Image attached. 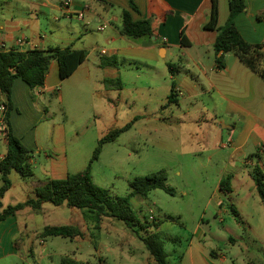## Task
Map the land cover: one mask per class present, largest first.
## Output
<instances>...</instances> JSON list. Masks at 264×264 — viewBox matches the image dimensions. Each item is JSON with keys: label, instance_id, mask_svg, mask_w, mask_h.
Masks as SVG:
<instances>
[{"label": "rangeland", "instance_id": "374dc122", "mask_svg": "<svg viewBox=\"0 0 264 264\" xmlns=\"http://www.w3.org/2000/svg\"><path fill=\"white\" fill-rule=\"evenodd\" d=\"M42 21L48 34L57 29L54 22ZM61 25L56 38H71L65 43L87 49L86 69L64 81L58 78L59 85L46 94L49 113L35 105L43 100L33 94L31 106L21 102L18 109H11L9 121L31 152L34 169L32 178L23 179L20 174L18 178L33 189L35 183L47 179L50 157L53 164L65 166L69 173L80 172L91 162L103 137L133 123L116 141L103 146L99 160L92 163L91 175L96 185L119 198L130 194V182L135 178L167 172V184L175 190V196L158 189L147 198H132L131 204L141 224L152 223L151 217L160 222L158 228L147 231L160 235L168 263L264 264V206L250 176L253 168L234 172L242 183L234 184L232 198L218 187L220 179L230 173L224 170L223 157L229 149L219 147L220 131L212 117L204 115L211 107L210 96L205 94L194 106L189 101L163 104L164 81L153 82L147 75V63L130 68L128 62L120 61V56L110 57V51L121 45L119 41L109 44L100 31L81 36L85 23L77 19H62ZM94 46L96 50H92ZM103 50L109 53L104 55ZM109 65L124 73L122 91H114L100 81L101 68ZM175 65L183 79L191 82L192 75H186L184 61L178 60ZM87 68L91 70L90 77ZM17 99L21 100V96ZM3 130L0 120V155L8 149ZM215 151L216 160L208 162V156ZM23 199L18 185L8 193L4 204L13 205ZM232 205L240 212L238 216ZM46 213L52 224L78 225L83 211L47 203L41 219ZM136 230L122 221L105 218L100 229L90 228L82 239L47 237L43 248L41 239L33 237L32 251L21 248L18 257L2 259L0 264H62L65 257L83 264H156Z\"/></svg>", "mask_w": 264, "mask_h": 264}, {"label": "crops", "instance_id": "0c3cea01", "mask_svg": "<svg viewBox=\"0 0 264 264\" xmlns=\"http://www.w3.org/2000/svg\"><path fill=\"white\" fill-rule=\"evenodd\" d=\"M67 1L0 0V51L12 49L47 50L68 47L87 51L85 47H78L76 43H65L69 42L71 38L68 41L60 37L56 38L57 30L63 28L62 19L84 21V34H81L84 37L93 35L94 31H100L99 27L106 24L107 28L100 31L104 32L102 35H105L106 41L109 44H114L117 41L121 43L120 46L110 51V57L120 56V61L128 62L130 68L147 63L149 68L147 75L152 78L153 82L158 81L157 79L164 81L162 83L166 91L162 96L166 102L164 101L163 104H172L169 102V97L173 83L175 84L173 100L177 104L180 101H189L194 106L201 103L205 94L210 96L211 107L204 115H210L217 130L220 131L222 141L219 147L223 150L229 149L223 156L226 166L224 170L230 172L227 178L230 180L231 193L224 192L226 195L232 198L234 184L239 186L242 183L234 172H240L244 167L254 169L257 164L264 168V79L247 67L234 53L225 54L226 67L224 69L217 68V58L223 54L217 55L214 51L218 33L204 29L210 19L213 0H134L138 12L131 9L129 0H70L69 13L63 7ZM245 2L246 9L236 18V27L248 43L264 44V0H245ZM218 3L219 25L224 26L230 16V0H218ZM124 11L131 12L135 21L150 19L154 28V36L150 39H131L123 35L122 14ZM80 12L85 13L82 20L76 16ZM42 18L54 22L57 29L48 34L45 31L47 28H44ZM183 30L191 43L189 47L182 46L181 33ZM20 41L24 44L21 45ZM96 49V46L92 48V50ZM108 53L103 50L104 55ZM178 60L184 61L183 68L186 75H192L191 82L183 79L181 71L174 76L171 74L169 66H174ZM87 61L74 74L86 69L84 67ZM101 69L103 75L100 81L119 79L122 82V89L112 88V90L122 91L124 73L114 65L104 66ZM90 75L91 70L87 68V76L90 77ZM58 78V63L54 60L44 87L31 89L23 80L17 79L12 89V108L20 107L21 102L26 103V106H31L30 97L33 94L37 99L43 100L40 105L39 101L35 105L49 113L45 104L46 94L59 85L60 78ZM19 95L21 100L17 99ZM11 129L14 135L20 139L12 121ZM3 136L8 148L5 132H3ZM35 140V144L38 146L36 136ZM6 153L7 151L0 155V160ZM216 157V151L212 152L208 156V162L216 160ZM53 161L54 159L50 157L48 166L45 167L47 179L58 180L57 177L65 179L68 174H72L65 166H57L53 164ZM31 163L33 165L32 159ZM15 173L17 172L14 171L10 175L13 185L2 199L3 209L10 206L4 204V200L8 193L15 189V186H20V192L24 196L20 202L26 201L32 195V188L18 178L19 173ZM250 176L252 177V175ZM227 178L220 179L218 186L220 191H222V180ZM1 184L0 178V186ZM20 202L16 201L13 205ZM46 207L47 203L39 211L27 207L15 215L8 216L5 220H0V260L18 257L21 248L24 247L32 251L33 237L41 239L40 244L43 248L47 245V237H42L43 230L47 226L59 225L50 223V215L46 218L49 213L45 214V219H41V214L44 213ZM81 214L78 225L69 224L80 227L84 234L83 237L75 239L87 237L91 227L85 221L83 213ZM190 254L191 260L194 262L192 245ZM204 259L209 262L206 256Z\"/></svg>", "mask_w": 264, "mask_h": 264}, {"label": "trees", "instance_id": "16d2710c", "mask_svg": "<svg viewBox=\"0 0 264 264\" xmlns=\"http://www.w3.org/2000/svg\"><path fill=\"white\" fill-rule=\"evenodd\" d=\"M133 11L138 12V7L134 0H129ZM245 0H230V16L224 26L219 25L220 9L218 0H213L210 19L205 24L204 29L216 31L218 33L214 44V51L218 55L217 68L226 67L225 54L234 53L247 67L260 75L264 79V44L248 43L236 27V18L245 11ZM122 32L131 39H150L154 36V28L150 19L135 21L131 12L124 11L122 14ZM181 43L183 47H189V42L184 30L181 33ZM88 52L84 49L74 50L68 48H50L0 51V102L5 105L3 114L4 130L8 149L6 155L0 160V220L7 219L10 215H15L27 207L35 211L43 208L45 203H50L56 207L67 205L69 208L83 211L85 221L90 228L100 229L104 218H113L122 221L128 228L135 230L140 239L145 244L150 255L156 264H169L164 251L163 241L157 232L147 231L151 227L158 228L160 222L153 220L150 224H141L136 218L132 208L131 199L138 196L147 198L154 190H163L175 196V190L167 184L168 176L165 170L144 177H137L130 182L131 192L126 197L113 198L107 190L96 185L91 175L92 163L99 160L103 146L116 141L121 134L128 131L133 123L127 124L124 128L116 129L103 137L93 154L92 160L86 169L68 174L65 179H46L33 185L32 195L24 202L10 205L3 209L2 199L12 188L10 175L18 172L23 179H30L34 176V169L31 163V152L22 144L11 129L10 111L12 89L17 79L23 80L31 89L44 87L52 62L58 63L59 78L61 81L71 77L75 71L87 60ZM171 74L174 76L178 72V67L169 66ZM107 86L111 89L121 90V80H107ZM173 88L169 102L174 103ZM252 177L255 188L264 206V168L257 164L253 169ZM229 178L222 180L221 189L231 193L229 188ZM233 213L238 216L239 212L234 205L231 206ZM91 223V224H90ZM142 232V234H140ZM80 227L74 225L47 226L42 237H64L75 239L83 237ZM214 256L215 253L211 252ZM62 264H83L65 257Z\"/></svg>", "mask_w": 264, "mask_h": 264}, {"label": "built area", "instance_id": "2783aa9c", "mask_svg": "<svg viewBox=\"0 0 264 264\" xmlns=\"http://www.w3.org/2000/svg\"><path fill=\"white\" fill-rule=\"evenodd\" d=\"M70 0H68L64 5H63V7H64V9L66 10V11H68V13L70 12ZM85 13L84 12H80V13H77L76 14V16H77V18L78 19H84V15ZM107 28V25L105 24V25H102V26H100L99 27V30L100 31H103V30H105ZM20 44L21 45H23L24 44V42H22V41H20ZM4 110H5V105L3 104V102H0V112H1V121L4 123V121H3V114H4ZM151 220L153 221V220H155V218L154 217H151Z\"/></svg>", "mask_w": 264, "mask_h": 264}, {"label": "water", "instance_id": "95a60500", "mask_svg": "<svg viewBox=\"0 0 264 264\" xmlns=\"http://www.w3.org/2000/svg\"><path fill=\"white\" fill-rule=\"evenodd\" d=\"M223 53V52H222Z\"/></svg>", "mask_w": 264, "mask_h": 264}]
</instances>
